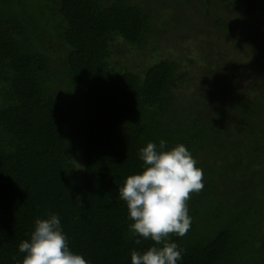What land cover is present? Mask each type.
<instances>
[{
  "label": "trees",
  "instance_id": "1",
  "mask_svg": "<svg viewBox=\"0 0 264 264\" xmlns=\"http://www.w3.org/2000/svg\"><path fill=\"white\" fill-rule=\"evenodd\" d=\"M241 16L168 41L170 18L139 0H0V264H22L49 214L89 264H131L154 241L132 235L118 187L161 140L210 170L170 236L178 264H264V37Z\"/></svg>",
  "mask_w": 264,
  "mask_h": 264
},
{
  "label": "clouds",
  "instance_id": "2",
  "mask_svg": "<svg viewBox=\"0 0 264 264\" xmlns=\"http://www.w3.org/2000/svg\"><path fill=\"white\" fill-rule=\"evenodd\" d=\"M138 155L142 170L129 175L118 193L127 205L132 235L154 244L143 253L132 251L131 264H178L183 250L170 236L184 237L190 230L187 201L190 193L203 189V171L183 144L169 149L165 140L158 146L148 142ZM19 252L25 254L22 264H89L82 254L71 250L56 214L35 220L30 239L20 242Z\"/></svg>",
  "mask_w": 264,
  "mask_h": 264
},
{
  "label": "rangeland",
  "instance_id": "3",
  "mask_svg": "<svg viewBox=\"0 0 264 264\" xmlns=\"http://www.w3.org/2000/svg\"><path fill=\"white\" fill-rule=\"evenodd\" d=\"M139 1H143L148 8H152L154 14L155 13L160 14L161 18H164L165 16L170 18L172 25L170 24L171 27L169 26L170 28H166V30H164L168 41L176 40L177 39L176 37L184 38V36H188L190 35V33H193V31L196 29L197 26L203 28V27H207V25L209 24L210 26L207 27L208 28L207 31L209 32V34L211 33L215 34L214 30L216 29V27L212 26L211 23L213 22V19H215V17L220 14H242V16L239 17L240 19H236L238 23L236 24L235 27H239V25L240 28L245 27L247 21L249 20L253 21L252 25L256 29H258L259 32L258 35L264 37V0H260L254 4L243 6L242 7L243 11L241 13H235L234 8L232 6L221 8L222 3H220L221 2L220 0H139ZM35 7L36 5L33 6V8ZM36 12L38 11L36 10ZM257 20H261L262 25L256 24ZM240 22H243V24H241ZM187 23L188 25H186ZM186 27L188 28L185 29ZM169 49H170L169 47L167 49H164V53L165 54L171 53ZM193 55L194 58H196V54L194 51L192 53V56ZM197 70L199 69H194V71ZM247 74H248L247 72L244 73V75ZM215 156L216 155L213 156L214 163L212 164V161L210 160L209 165L208 164L207 165L209 168L213 166V170H222L221 165L224 164V162L226 161L225 160L226 156H224L220 162L217 161ZM201 169L203 171V174L206 175L210 171L207 170L204 166L201 167ZM263 170H264V164H263ZM221 177L222 175L220 176V178ZM228 188L232 189L233 186H230ZM226 191H231V190L227 189ZM263 205H264V197H263ZM261 216H259L260 217L259 222L263 225V233H264V218L262 220ZM262 259H263V255H262ZM246 264H249V261Z\"/></svg>",
  "mask_w": 264,
  "mask_h": 264
}]
</instances>
